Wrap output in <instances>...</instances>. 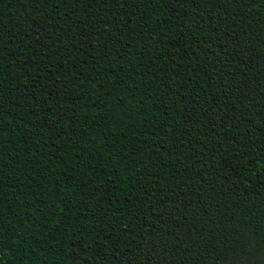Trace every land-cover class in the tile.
<instances>
[{
    "label": "trees",
    "instance_id": "16d2710c",
    "mask_svg": "<svg viewBox=\"0 0 264 264\" xmlns=\"http://www.w3.org/2000/svg\"><path fill=\"white\" fill-rule=\"evenodd\" d=\"M0 264H264V0H0Z\"/></svg>",
    "mask_w": 264,
    "mask_h": 264
}]
</instances>
